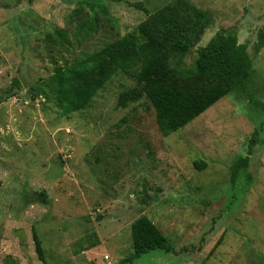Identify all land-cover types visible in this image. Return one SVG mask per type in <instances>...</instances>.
I'll use <instances>...</instances> for the list:
<instances>
[{
	"label": "rangeland",
	"instance_id": "1",
	"mask_svg": "<svg viewBox=\"0 0 264 264\" xmlns=\"http://www.w3.org/2000/svg\"><path fill=\"white\" fill-rule=\"evenodd\" d=\"M172 1L0 0V264H43L33 229L47 264H120L134 254L131 225L142 216L175 252L127 264H264V48L255 49L264 0H186L209 17L187 62L234 34L253 71L245 90L169 136L148 99L119 107L137 85L123 73L70 116L50 85L57 67L134 33L144 9ZM61 29L67 39L54 43Z\"/></svg>",
	"mask_w": 264,
	"mask_h": 264
},
{
	"label": "trees",
	"instance_id": "2",
	"mask_svg": "<svg viewBox=\"0 0 264 264\" xmlns=\"http://www.w3.org/2000/svg\"><path fill=\"white\" fill-rule=\"evenodd\" d=\"M144 10L148 18L134 33L57 67L50 76V85L65 116L88 110L98 92L118 73L137 83L119 97V107L127 108L148 99L165 136L185 128L232 92L245 90L253 62L236 35L220 34L206 46L198 47L195 61L189 64L188 56L209 27L208 15L186 0L172 1L154 13ZM87 27L90 35L92 25ZM56 35L50 39L54 43L59 38L67 39L66 30L61 29ZM263 48L264 33H261L255 49L260 52ZM256 135L250 140L251 147L256 144ZM249 162V156L239 158L234 164V176L246 169ZM195 166L204 170L206 162L200 161ZM131 230L134 254L120 264L132 263L156 250L175 252L168 237L149 217L138 218ZM33 240L38 259L47 264L36 229Z\"/></svg>",
	"mask_w": 264,
	"mask_h": 264
}]
</instances>
